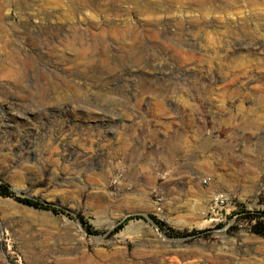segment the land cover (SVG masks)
<instances>
[{
  "label": "rangeland",
  "instance_id": "374dc122",
  "mask_svg": "<svg viewBox=\"0 0 264 264\" xmlns=\"http://www.w3.org/2000/svg\"><path fill=\"white\" fill-rule=\"evenodd\" d=\"M233 5L0 0V264H264V11Z\"/></svg>",
  "mask_w": 264,
  "mask_h": 264
},
{
  "label": "bare ground",
  "instance_id": "6f19581e",
  "mask_svg": "<svg viewBox=\"0 0 264 264\" xmlns=\"http://www.w3.org/2000/svg\"><path fill=\"white\" fill-rule=\"evenodd\" d=\"M216 3H218L213 9V11L214 12H219V13H226V12H228V9H230L228 6H226L225 4H223L222 2H216ZM233 3L234 4H236V5H238V6H241L243 9H244V14H245V16L246 17H250V20L248 19V21L246 22V23H250V24H253V22H255V19L253 18L254 16H255V13L254 12H262V11H264V0H233ZM236 5H233V7H236L237 8V6ZM201 9L204 11H208V7L205 5V4H201ZM3 22V21H2ZM1 21H0V28H2L1 27V23H2ZM39 22V21H38ZM4 23V22H3ZM40 23V22H39ZM15 24V23H14ZM14 24L12 25L13 26V28H14ZM18 24V23H17ZM17 24H15V25H17ZM22 24H24L23 22H22ZM21 24V25H22ZM38 24V23H37ZM42 24V23H41ZM43 25V24H42ZM28 26V25H27ZM29 26H30V24H29ZM39 26V25H38ZM109 26V25H108ZM110 26H111V24H110ZM109 26V27H110ZM247 26V25H246ZM246 26H244V27H246ZM20 27V26H19ZM25 27H26V25H25ZM85 27V26H84ZM101 27V26H100ZM27 28V27H26ZM25 28V29H26ZM38 28V27H37ZM41 28H43V27H41ZM80 28V27H79ZM108 28V27H107ZM111 28V27H110ZM115 28V27H114ZM28 29V28H27ZM34 29V28H33ZM33 29H30L31 31H30V33H32V34H34V35H41L42 34V32L44 33L45 31L44 30H42V29H38V30H33ZM116 29V28H115ZM114 29V30H115ZM81 30L83 31L84 29L82 28V26H81ZM0 31H2V30H0ZM86 31V30H85ZM88 31V30H87ZM98 31V30H97ZM3 32H4V30H3ZM69 32V31H68ZM71 32V31H70ZM117 32V31H116ZM15 33V32H14ZM18 33V32H17ZM47 33V32H46ZM61 33V32H60ZM72 33V32H71ZM101 33H103L102 32V30H101ZM1 34H3L2 32H1ZM20 34V33H19ZM57 34V33H56ZM64 34V33H63ZM22 35V34H21ZM20 35V36H21ZM33 35V36H34ZM46 35V34H45ZM48 35V34H47ZM62 35V34H61ZM67 35V34H66ZM102 36L104 35V33L103 34H101ZM100 35V36H101ZM2 36V35H1ZM22 37V36H21ZM43 38H44V36H42ZM1 38V37H0ZM39 38V37H38ZM55 38V37H54ZM48 39V38H47ZM57 39V38H56ZM105 39V38H104ZM1 41V40H0ZM4 42V41H3ZM44 44V43H43ZM264 46V42H255V43H252L251 44V48H253V50H259V49H261L262 47ZM15 53V52H14ZM13 55V54H12ZM12 55H10V56H12ZM9 56V55H8ZM13 57V56H12ZM10 58V57H9ZM19 58V57H18ZM24 58V57H23ZM10 60V59H9ZM11 60H13L12 58H11ZM10 60V61H11ZM16 60V59H15ZM19 60V59H18ZM18 60L16 61V62H18ZM25 60V59H24ZM43 60V59H42ZM20 61V60H19ZM11 62H15V61H11ZM16 62H15V65H16ZM21 62V61H20ZM12 64H14V63H12ZM19 64V63H18ZM21 64H22V62H21ZM12 66V65H11ZM17 66V65H16ZM22 66H24V65H22ZM38 66V65H37ZM20 67V66H19ZM13 68V67H12ZM23 68V67H22ZM21 68V69H22ZM14 69V68H13ZM18 69H20V68H18ZM69 69V68H68ZM7 70V69H6ZM57 70V69H56ZM71 70V69H70ZM15 71H16V67H15ZM21 71V70H20ZM37 71V70H36ZM13 72L14 71H12V74H13ZM17 72H19V70L17 71ZM16 72V73H17ZM42 72V71H41ZM35 73H37V72H35ZM52 73V72H51ZM19 75H20V73H18ZM54 74H56L55 72H54ZM59 74V73H58ZM57 74V75H58ZM13 75H15V74H13ZM18 75V77H20ZM49 75H51L50 73H49ZM56 75V76H57ZM16 76V75H15ZM54 76V75H53ZM70 76V75H69ZM17 77V78H18ZM48 77V76H47ZM16 78V79H17ZM21 78V77H20ZM20 78H18V79H20ZM258 79H255V80H258V81H260V82H263L264 83V76H262V77H257ZM54 79V78H53ZM20 81V80H19ZM28 85V84H27ZM48 86V85H47ZM54 87V86H53ZM43 88V87H42ZM42 88H41V90H42ZM45 88V87H44ZM43 88V90H45ZM259 90L260 91H263L264 92V86H260L259 87ZM45 91H47V89L45 90ZM244 129L245 130H248V131H250V130H256L257 129V126L256 125H253V124H249V125H246L245 127H244ZM73 153H74V151H72ZM69 154V153H68ZM74 155V154H73ZM74 163V162H73ZM73 165V164H72ZM132 203L131 204H133V205H136V203L137 202H139V201H137V200H132L131 201ZM140 204V203H139ZM145 215H146V213H144Z\"/></svg>",
  "mask_w": 264,
  "mask_h": 264
},
{
  "label": "trees",
  "instance_id": "16d2710c",
  "mask_svg": "<svg viewBox=\"0 0 264 264\" xmlns=\"http://www.w3.org/2000/svg\"><path fill=\"white\" fill-rule=\"evenodd\" d=\"M0 194L3 195V196H12V192L9 191L8 187L7 186H1L0 187ZM16 200L21 202L22 204H25L27 206H31V207H39V208H42V209H45V210H50L52 212H56V209L55 208H52L51 206L49 205H45V204H42L38 201H33V200H30V199H26V198H20V197H16ZM132 218H143L142 216H133V217H128V218H125L124 220H122L121 222H119V224L113 229V233H116L118 232L120 229L123 228V226L125 225L126 222H128L130 219ZM152 219L158 224L160 225V223L158 221H156V219L154 217H152ZM195 231H183V232H176V231H172V236H189V235H192L194 234Z\"/></svg>",
  "mask_w": 264,
  "mask_h": 264
},
{
  "label": "built area",
  "instance_id": "2783aa9c",
  "mask_svg": "<svg viewBox=\"0 0 264 264\" xmlns=\"http://www.w3.org/2000/svg\"><path fill=\"white\" fill-rule=\"evenodd\" d=\"M203 182L206 183L207 181L204 179Z\"/></svg>",
  "mask_w": 264,
  "mask_h": 264
}]
</instances>
